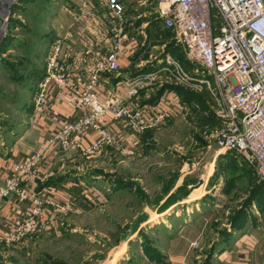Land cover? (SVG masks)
Listing matches in <instances>:
<instances>
[{
	"label": "rangeland",
	"instance_id": "rangeland-1",
	"mask_svg": "<svg viewBox=\"0 0 264 264\" xmlns=\"http://www.w3.org/2000/svg\"><path fill=\"white\" fill-rule=\"evenodd\" d=\"M6 1L11 15L0 52L12 50L0 59V139L11 133L10 127L18 120L27 118L28 109L36 102L50 47L44 32L49 31L51 17L42 7L28 6L27 11H21L16 7L19 0ZM157 7V0H129L123 32L139 35L134 62L148 61L137 75L152 78L144 87L147 97L159 96L172 86L181 90L180 109L159 127L142 133L144 146L139 155L126 156L119 149H111V159L106 156L90 161L114 184L117 194L109 195L101 205L86 206L79 215L72 214L80 210L71 202V208L65 210L70 214L62 217L57 227L37 231L20 243L5 244L0 264H133L148 253L152 258L163 253L168 242L166 235L159 234L163 226L145 223L148 211L152 212L146 207L158 204L171 191L166 204L178 196L184 198L189 187L201 181L214 189L212 197L217 199L210 207L213 211L207 238L197 251L205 263L214 239L228 228H242L251 222L250 227L264 231V184L236 153L219 151L214 135L222 121L216 112L214 92L198 86L202 75L195 68L200 67L188 59L174 35L155 24ZM18 13L24 22L16 17ZM16 21L26 23V27H19V33L11 36L17 40L13 42L10 30L21 26ZM128 21L138 26L150 23L144 26V33L138 34ZM15 132L21 133L23 128ZM206 197L210 202L208 194L198 202H205Z\"/></svg>",
	"mask_w": 264,
	"mask_h": 264
},
{
	"label": "built area",
	"instance_id": "built-area-1",
	"mask_svg": "<svg viewBox=\"0 0 264 264\" xmlns=\"http://www.w3.org/2000/svg\"><path fill=\"white\" fill-rule=\"evenodd\" d=\"M114 17L112 49L104 56L87 51V80L79 86L62 62V43L56 40L49 47L46 71L38 85L36 104L44 106L54 90L65 93L80 115L60 126L54 141L63 149L95 155L119 138L111 131L109 115L135 133L162 125L177 111L169 99L163 104H141L136 98L150 75L125 80L123 91L101 100V78L105 73L120 71V49L125 7L120 0H104ZM157 16L185 48L189 60L200 68V88L214 92L217 115L222 127L214 137L221 151L235 152L251 166L264 184V0H157ZM0 0V41L8 30L10 9ZM53 89V91H52ZM164 105V106H165ZM95 133L92 142L83 145L86 136ZM45 151H35L11 167L10 174L0 183V202L16 198L22 211L2 239L7 244L24 241L37 231L47 207L62 210L71 202L52 200L48 192L32 193L24 179L38 171ZM198 247V242L192 243Z\"/></svg>",
	"mask_w": 264,
	"mask_h": 264
},
{
	"label": "crops",
	"instance_id": "crops-1",
	"mask_svg": "<svg viewBox=\"0 0 264 264\" xmlns=\"http://www.w3.org/2000/svg\"><path fill=\"white\" fill-rule=\"evenodd\" d=\"M120 1L124 7L129 2V0ZM16 4L17 8L21 7V11H27L28 6H40L45 15H48V18L51 17L50 22L47 21L49 31L44 33H47L45 35L49 38L50 45L56 40L61 41L62 62L70 74L78 77L79 86H82L88 78L84 62L87 51L101 57L112 49L111 40L115 22L113 24L112 11L104 0H19ZM16 17L21 18L19 13ZM22 21L24 22L23 19ZM16 22L20 23V21ZM128 22L130 23L127 25H131V30H137L138 34L144 33V26L150 23L147 21L142 26H138L131 21ZM155 24L164 31V23L157 16ZM20 25L10 30L9 39L13 42L17 40L12 39L11 36L18 34L20 28L26 27V23H20ZM138 36L134 32L125 33L120 49L121 69L115 73L103 74L99 92L101 100L110 99L123 91L125 80L138 77L139 72H143L148 65L147 60H142L138 64L134 62L137 55L135 53L140 44ZM11 50L0 52V59ZM35 95L37 96V93ZM178 97L177 89L170 86L154 98L147 97L146 89L142 88L136 100L141 104L161 103V107L168 108L163 104V99H169L170 105L174 106L179 101ZM80 113V110L71 105L65 93L59 90L51 93L49 101L44 106H38L36 102L32 103L28 109L27 118L18 120L13 127H10L11 133L0 139V183L10 174L14 163L35 151L43 150L45 157L38 171L24 179V185L30 192H48L52 200L63 203L73 202L77 205L76 209L80 210L78 213L73 212L74 215L84 212L86 206L101 205L109 198V195L117 194L114 184L108 182L101 171L94 169L95 165L89 163L93 158L102 159L107 156L111 159L109 154L111 149H119L121 154L126 156L139 155L144 146L142 133H135L123 122L112 120L109 115L110 129L119 141L107 145L95 155L86 156V160H83L81 151L63 149L54 141V135L60 126L69 120L76 119ZM18 128L21 130L23 128V132L16 133L15 130ZM94 137L95 133L86 136L83 145L86 146L92 142ZM86 164L89 165L86 166ZM200 178L205 181L206 177ZM199 184L190 186L189 193L184 198L178 196L166 204V201L171 199L170 195L173 193L171 191L158 204L146 207L152 212L148 211L145 223L163 226L159 234L166 235L168 243L163 248V253H158L152 258L148 253L141 261L131 260V263L264 264V231L254 226L250 227L251 222L242 228H228L224 234L216 237L208 260L206 263L205 260L203 261L197 251L207 238L213 211L210 207L217 199L212 197L214 189L206 187L207 182L201 181ZM206 194L210 195L211 203L207 202L208 197L205 198V202H198ZM202 207L206 209L203 211ZM21 213L16 198H8L0 202V252L7 244L2 237L15 222L20 221ZM66 213L58 207H47L37 231L57 227L62 217L70 214ZM193 242H198L199 246L193 247Z\"/></svg>",
	"mask_w": 264,
	"mask_h": 264
},
{
	"label": "trees",
	"instance_id": "trees-1",
	"mask_svg": "<svg viewBox=\"0 0 264 264\" xmlns=\"http://www.w3.org/2000/svg\"><path fill=\"white\" fill-rule=\"evenodd\" d=\"M158 17V16H157ZM159 19V18H158ZM161 20V19H160ZM162 21V20H161ZM164 31L166 32V33H169L170 35H174V33H173V31L171 30V29H169V28H167V27H165V25H164ZM172 50V49H171ZM172 53H173V50L171 51ZM43 78V77H42ZM178 91H181V90H179L178 89ZM228 152V151H227ZM229 152H232V151H229ZM235 153V152H234ZM211 252H212V250H211Z\"/></svg>",
	"mask_w": 264,
	"mask_h": 264
}]
</instances>
